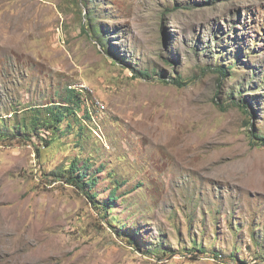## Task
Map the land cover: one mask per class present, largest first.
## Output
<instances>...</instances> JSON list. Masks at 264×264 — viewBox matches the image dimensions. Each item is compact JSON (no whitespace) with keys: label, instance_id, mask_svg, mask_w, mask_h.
<instances>
[{"label":"rangeland","instance_id":"obj_1","mask_svg":"<svg viewBox=\"0 0 264 264\" xmlns=\"http://www.w3.org/2000/svg\"><path fill=\"white\" fill-rule=\"evenodd\" d=\"M0 131V264H264V0H0Z\"/></svg>","mask_w":264,"mask_h":264},{"label":"trees","instance_id":"obj_2","mask_svg":"<svg viewBox=\"0 0 264 264\" xmlns=\"http://www.w3.org/2000/svg\"><path fill=\"white\" fill-rule=\"evenodd\" d=\"M82 27H83L82 29L84 30V32L90 33L94 37L99 36L98 29L93 27L89 20L86 22V24L85 23L82 24ZM96 40L100 44L103 43V40L101 38H99V40L102 43L97 38H96ZM228 67H225L223 65H217L216 71L220 74L222 79L225 76H227L228 71H229ZM138 73L140 75H144L147 77L151 76L149 74V72L145 69L140 70ZM160 77H161V75H160ZM172 80L174 81L173 83H175L179 86L184 83L180 76L174 77V78H172ZM162 81L165 83H168V80H166V79H163ZM60 98H61L62 102H59V104L47 105V108H45V109L37 108L35 110V112L33 113V115L29 118L28 122H26L24 119H22L21 121H16L13 128L16 129V132L19 131L21 135L27 137V134H29L30 131L33 132L38 128V125H42L48 129L56 130V129H58L59 122H61L64 118L71 117V116H75V117L77 116L78 117V115L76 114V108H80L81 105L83 104V101L86 99L83 96V94L75 91L72 88H68L66 93L63 96L60 93ZM240 105L242 107L244 106V109L247 110L246 106H245V102H243V104H240ZM29 108H31V107H29ZM42 111H45L47 113V115L43 116V118H40L41 117L40 114ZM85 114L88 115V112H86ZM16 132L11 134L12 137H16V135H18V134H16ZM3 136L9 137L10 135H8L6 132L0 131V137L2 138ZM251 138L258 140L260 142L259 144L264 145V134L263 133H260L257 131H252L251 132ZM54 140H55L54 137L46 139V140L44 139V143L42 144V147L50 146ZM39 153H40V148H37V155H39ZM58 171L62 172L63 174H61V173L55 174L56 176L63 177L67 183L73 184L74 186H76L77 188L82 189V190H84L85 186L93 185L94 182L96 181L95 177H87L86 176L85 170L78 166L77 160H75V159L72 160L71 162H69L67 167H63L62 169H58ZM88 191H86L85 193L91 199V202L95 205L96 203L93 200L94 192L88 193ZM114 197H115V194L112 190L111 194L108 197V201H106L103 206L105 208L110 207L111 206L110 203L114 199ZM131 239H133V238L131 237ZM130 241H133V240H130ZM191 250H195L194 253H192L193 256H197L198 255L197 253H201V252L206 251V249L203 246L199 247L197 249H191ZM231 255L235 256L234 254H231ZM214 256L218 257L219 253L214 252Z\"/></svg>","mask_w":264,"mask_h":264}]
</instances>
